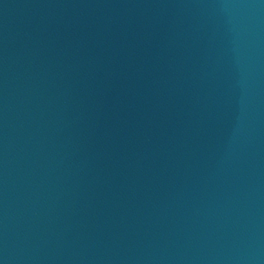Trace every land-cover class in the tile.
Listing matches in <instances>:
<instances>
[{
  "label": "water",
  "instance_id": "obj_1",
  "mask_svg": "<svg viewBox=\"0 0 264 264\" xmlns=\"http://www.w3.org/2000/svg\"><path fill=\"white\" fill-rule=\"evenodd\" d=\"M0 264H264V0H0Z\"/></svg>",
  "mask_w": 264,
  "mask_h": 264
}]
</instances>
